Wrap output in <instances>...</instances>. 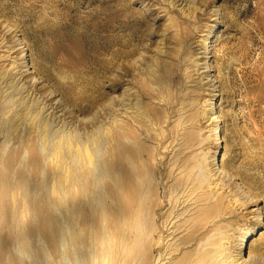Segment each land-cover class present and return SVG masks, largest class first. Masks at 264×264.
<instances>
[{"label": "rangeland", "instance_id": "obj_1", "mask_svg": "<svg viewBox=\"0 0 264 264\" xmlns=\"http://www.w3.org/2000/svg\"><path fill=\"white\" fill-rule=\"evenodd\" d=\"M0 106L9 109L0 122L11 125V137L35 116L50 125L45 144L38 131L30 141L0 142V264H66L65 170L46 148L63 139L67 169L76 161L92 167L86 148L93 166L109 169L117 129L124 145L118 150H130L150 187L138 198L162 201L163 190L169 204L159 217L137 209L141 235H115L111 247L110 229L90 217L105 241H90L85 264L108 251L115 264H174L200 238L218 233L211 264L253 255L264 263V232L248 242L247 258L234 246L247 229L264 227V217L249 211L264 200V0L236 3L225 20L216 0H0ZM212 112L222 127L218 146ZM215 201L210 226L183 243L191 220Z\"/></svg>", "mask_w": 264, "mask_h": 264}, {"label": "bare ground", "instance_id": "obj_2", "mask_svg": "<svg viewBox=\"0 0 264 264\" xmlns=\"http://www.w3.org/2000/svg\"><path fill=\"white\" fill-rule=\"evenodd\" d=\"M24 57L25 56L23 54L22 59H24ZM205 58H209V59L212 58V55H210V52L206 53ZM210 81H213V80H210ZM216 91H218V89L215 87L212 90V93H215ZM40 95H42V94H40ZM42 96H44V98H46V102L53 101L52 97H54V96H53L52 92H48V93L45 92V93H43ZM45 103H44V107H45ZM1 106H0V117L2 116L7 120L8 117L4 116V113H5V110L8 108L4 109ZM110 106L111 107L113 106V102L110 103ZM216 107H217L216 102H214L213 105L210 107V109L211 110L216 109ZM56 108H57V105H56ZM65 114H69L70 116L71 115L73 116L72 112H64L62 110L61 116H64ZM13 116H14L13 114L10 115V117H13ZM15 116L17 117L18 115L16 114ZM219 120L220 119H219V115L217 112H212L210 114V118H209L210 123H216V126H215L216 128L214 127L215 129L213 130V133H212V140H213L215 146L221 145V143H222V135H221L222 127L218 123ZM2 122H6V121H2ZM2 122H0V123H2ZM37 122H38V120L36 119V116H35L31 120V122L29 124L30 127L28 128L27 131L18 132L13 137H11V135H12L11 125L10 124L6 125L5 123H2L3 125H0V127H4V129H2L3 130L2 132H0V142L2 140L3 141L14 140V142H16V143L22 142V141H30L35 137V134L38 131L40 133L41 140H43V144H45L47 141L50 125H49L48 121H46V120H43L39 124H37ZM62 141H63V139L62 140L57 139L54 143V147L52 148V151L50 148H46V150H47V152L49 151V153H51L50 156L52 158L50 161L54 162L57 167H59V168L61 167L62 169L65 170V174L63 175L64 176V182H65V190H66V193H65L66 197L64 196V203L66 204V208H67L66 220H67V224H68L67 225V240H66V248H67V250H66V264H85L86 259L89 257V254H91L88 251V247H87L88 245H90V241L91 242L92 241L97 242V240H100V242H101L100 244L104 243V241H105L104 236L98 235V233H99V229H98L99 227L98 226L99 225H97L96 222H99L101 224V222L104 221V224L106 225L105 228L110 229V232H108V233L106 232V234H107L106 236L109 237V240H107V242L110 241V243H111L112 239L114 238L115 235H119L122 238L123 237L138 236V235H141V233H142L141 226H140L141 229L139 228V223L141 221L140 220L141 218L139 217L138 212L136 213L135 211H137V209H141V210L145 211V214H146V212L147 213L148 212L153 213V211H155L156 216H158L157 214H160V213H158L157 211L160 209L162 210V208L166 204H169V203H167L168 201L165 199V197H163V194H162L163 190H161L160 195H159L161 198H163L162 201L154 200L152 197L148 198V199L147 198H141V199L138 198L137 195L141 192V190L150 189V187L145 185V183H144L145 177L142 174H140L138 169L133 164L132 159H131L130 150L126 147H125L126 148L125 151H123V152L118 150V149H120V147H122L121 145H123L120 129L115 130V137L113 138V146L112 147L117 149V151L115 152L112 161L111 162L109 161L111 163V166H112L109 169H100L98 166H93L92 155H91V152L87 148L84 149L85 155H86V158H85L86 161L85 162L88 165H91L92 167L88 166V167H84V168L80 169L78 162L76 161L74 163L75 165L69 166V168L67 169L66 159L64 157V153L61 150L62 145H63ZM65 142H66L65 146L69 149L71 147V144H72V142L70 141V138L66 137ZM125 142H127V141H125ZM6 144H8V143H6ZM25 145H26V143H25ZM1 147H2V145H1ZM12 149H9L7 152L10 154L13 153L12 155L16 154L14 152V149L13 150ZM4 150L5 149H2V151L0 150V153L6 152ZM21 152H22V150H21ZM224 155H225V153L221 156L220 159H222L224 157ZM148 160H150V159H148ZM145 161H147V158ZM147 163H149V161ZM75 172H76V174H75ZM107 177L109 179H107ZM100 185L102 186V190L97 191L95 189V187L100 186ZM175 193H176V191H175ZM175 193L174 194L172 193V194L176 195ZM170 199L171 198L169 197V200ZM176 200H178V198ZM219 203L220 202H218V201L217 202L215 201L214 203H209V204H207V207L205 209L200 210L198 216L194 220H191V222L188 225L189 227L186 230L187 232L185 231L186 233L181 238L183 243L189 242V245H190L191 241H193L194 239H197L201 235L203 229L206 227L205 224H208L207 227L210 226V223L212 222V217H214V210L218 208ZM165 208H167V207H165ZM175 209H173V211ZM169 210H168V212H169ZM173 211H172V213H173ZM100 212H102L103 214H101ZM178 213H179V211H178ZM145 214H143V216L141 215L142 218L145 216ZM179 214L181 215L182 213H179ZM151 215H153V214H151ZM170 215H172V214H170ZM164 216H166V215H164ZM90 217H94V218L96 217L97 221L94 222L93 224L90 223L89 222ZM103 218H104V220H103ZM175 218H173V219H175ZM158 219H161V218H158ZM99 220H101V221H99ZM142 220H144V219H142ZM260 221H263V220L260 219ZM164 222H166V221H163V223ZM187 222H189V221H186V224H188ZM150 223H151V221H150ZM261 223L262 222H260V224ZM260 224H258V226H256V228H254V229L253 228L247 229L246 232H244V234L241 236V237H243V239L238 241V243L236 242V244L234 246H236V250L238 253H240L241 252L240 250L244 247L247 236L251 233V231H253L257 228H260L261 227ZM75 225H77L76 228H75ZM142 226L145 227L144 225H142ZM152 226H153V224H152ZM164 226H161V227H164ZM171 226L173 227V225H171ZM150 227H151V225H150ZM180 228H181V226L177 227V229H180ZM100 229H101V227H100ZM75 230H77L76 232L78 234V236L76 238H74V233H75L74 231ZM103 230H102V232H103ZM146 230H145V232H146ZM159 230H160V232H162L163 228H160ZM164 232H166V231H164ZM90 233L92 235L89 237ZM148 233H151L150 235H154V230H151L150 232H147L145 234H148ZM143 234H144V232H143ZM172 234H173V232H172ZM168 235H169V233H168ZM219 236H220V233L211 235V236L207 237L206 239L200 238L201 239L200 244L197 245L196 249L193 250L191 248L193 251L192 250L185 251L183 256H182L183 260H176L174 262V264H211L212 259H211V257L208 256V254L212 251H210L209 245L215 244L219 240V238H220ZM166 237H167V235H166ZM146 238H147V236H146ZM114 239H118V237L114 238ZM150 239L151 238H149V240ZM146 240H145V242H147ZM137 241H138V239H137ZM156 241H157V239H156ZM110 243H109V245H110ZM137 244H138V242H137ZM96 246H97V248H99L98 244H96ZM146 246H148V245H146ZM154 246L156 247V245H154ZM101 247L102 246H100V248ZM105 247H106V245H105ZM110 247H111V245H110ZM155 247H153V248H155ZM191 247H192V245H191ZM108 248L109 247L107 246V250H108ZM142 248L144 249L145 247H142ZM126 249H128V248H126ZM92 250H93V252H95L97 249H92ZM145 250L146 249H144V252L147 251V250L146 251ZM174 250H176V249H174ZM100 251H101V249H100ZM104 251H106V250H104ZM151 251H152V249H150V252ZM115 252H117V251H115ZM125 252H127V251H125ZM105 253L107 254V258L109 259V257H110L109 251L105 252ZM156 253H158V252H156ZM160 253H161V251H160ZM148 254H150V253H148ZM148 254H147V256L151 257L150 255H152V253L150 255H148ZM115 255L118 256L116 253H115ZM115 255L113 257H116ZM91 256H93V255H91ZM112 259H114V258H112ZM236 264H264V263L261 262L259 260V258H257V256L255 257V255H253L250 257L248 256V260L244 259L240 262H237Z\"/></svg>", "mask_w": 264, "mask_h": 264}, {"label": "snow or ice", "instance_id": "obj_3", "mask_svg": "<svg viewBox=\"0 0 264 264\" xmlns=\"http://www.w3.org/2000/svg\"><path fill=\"white\" fill-rule=\"evenodd\" d=\"M245 2H247V0H216V6L219 9L220 19L225 20L227 10L233 7L236 3H245ZM220 5H225V7L219 8ZM138 6L141 8L144 15L147 17L149 11L148 8L143 3H140ZM249 211L258 214L261 217H264V200H260L257 203L250 205ZM261 232H264V227L257 228L251 231V233L247 236L242 251V255L244 258H247L248 255V242L255 240L257 237H259Z\"/></svg>", "mask_w": 264, "mask_h": 264}, {"label": "clouds", "instance_id": "obj_4", "mask_svg": "<svg viewBox=\"0 0 264 264\" xmlns=\"http://www.w3.org/2000/svg\"><path fill=\"white\" fill-rule=\"evenodd\" d=\"M93 264H115V262L112 259H108L107 254L102 252L93 260Z\"/></svg>", "mask_w": 264, "mask_h": 264}]
</instances>
